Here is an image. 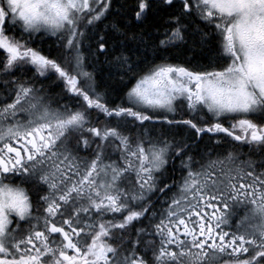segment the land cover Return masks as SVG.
<instances>
[{
    "label": "snow or ice",
    "instance_id": "6c2138e0",
    "mask_svg": "<svg viewBox=\"0 0 264 264\" xmlns=\"http://www.w3.org/2000/svg\"><path fill=\"white\" fill-rule=\"evenodd\" d=\"M0 264H264V0H0Z\"/></svg>",
    "mask_w": 264,
    "mask_h": 264
},
{
    "label": "trees",
    "instance_id": "16d2710c",
    "mask_svg": "<svg viewBox=\"0 0 264 264\" xmlns=\"http://www.w3.org/2000/svg\"><path fill=\"white\" fill-rule=\"evenodd\" d=\"M87 55V50H86ZM147 55V61L151 62L154 59L160 58L158 55H155L152 51V49L149 47L146 52ZM199 52H189L186 49H171L170 50V59L169 62L177 63V62H184L187 58H190L192 56L199 57ZM206 62V61H204ZM90 71L92 69H89ZM29 76H31V73H28ZM98 79L103 83H108L113 89H115L112 93V99L120 98L123 95V86L116 83L115 81H107L106 80V70L104 72H101L98 75ZM40 84H43L45 89L50 91L51 96L54 101H58L59 103H65L67 102V98L63 97V93L61 92V87L59 85H53L50 81H38L37 86H40ZM63 97V98H62ZM53 106H56L55 103Z\"/></svg>",
    "mask_w": 264,
    "mask_h": 264
},
{
    "label": "flooded vegetation",
    "instance_id": "af4514ba",
    "mask_svg": "<svg viewBox=\"0 0 264 264\" xmlns=\"http://www.w3.org/2000/svg\"><path fill=\"white\" fill-rule=\"evenodd\" d=\"M152 62L160 63L161 60H160V58H158V59H154V60H152V61L149 62V63H152ZM177 63H182V62H177ZM205 63H206V62H205ZM40 81H41V80H40ZM119 99H120V98H116V99H114L113 101H114L115 103H119V102H120ZM177 118H179V117H177ZM100 119L103 120V116H101ZM157 130H159V125H157ZM244 151H247V149H244Z\"/></svg>",
    "mask_w": 264,
    "mask_h": 264
},
{
    "label": "rangeland",
    "instance_id": "374dc122",
    "mask_svg": "<svg viewBox=\"0 0 264 264\" xmlns=\"http://www.w3.org/2000/svg\"><path fill=\"white\" fill-rule=\"evenodd\" d=\"M120 100V99H119ZM95 115V114H94Z\"/></svg>",
    "mask_w": 264,
    "mask_h": 264
}]
</instances>
